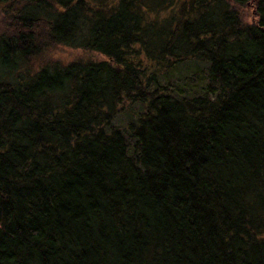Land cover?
<instances>
[{
    "label": "trees",
    "instance_id": "1",
    "mask_svg": "<svg viewBox=\"0 0 264 264\" xmlns=\"http://www.w3.org/2000/svg\"><path fill=\"white\" fill-rule=\"evenodd\" d=\"M0 264H264V0H0Z\"/></svg>",
    "mask_w": 264,
    "mask_h": 264
},
{
    "label": "rangeland",
    "instance_id": "2",
    "mask_svg": "<svg viewBox=\"0 0 264 264\" xmlns=\"http://www.w3.org/2000/svg\"><path fill=\"white\" fill-rule=\"evenodd\" d=\"M239 10L241 11V13L244 14L245 16L244 21L246 23L252 22L253 17L251 15V8L249 6L245 8H240ZM47 57L50 59H57L63 62H69L77 59L98 60L102 58L101 55L94 52H88L82 49H73L64 46H57L51 49Z\"/></svg>",
    "mask_w": 264,
    "mask_h": 264
}]
</instances>
